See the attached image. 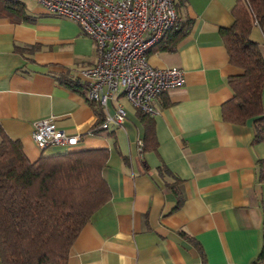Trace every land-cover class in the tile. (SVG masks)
<instances>
[{
    "label": "crops",
    "instance_id": "0c3cea01",
    "mask_svg": "<svg viewBox=\"0 0 264 264\" xmlns=\"http://www.w3.org/2000/svg\"><path fill=\"white\" fill-rule=\"evenodd\" d=\"M20 1L33 21L0 11L5 133L21 142L31 161L109 150L103 175L111 197L82 228L68 264H202V252L207 264H264V142L254 141L251 120L236 124L222 116V105L233 97L228 78L244 72L230 62L220 35L234 23L237 0H176L184 34L166 33L148 60L158 68H181L184 83L155 99L151 117L159 145L143 152V116L124 94L109 110L122 103L125 122L99 127L107 111L88 100L83 75L97 63L96 39L37 0ZM250 38L264 57V25L254 26ZM50 117L79 135L78 144L40 149L33 132ZM164 166L181 179V203L169 185L173 176L160 172Z\"/></svg>",
    "mask_w": 264,
    "mask_h": 264
},
{
    "label": "trees",
    "instance_id": "16d2710c",
    "mask_svg": "<svg viewBox=\"0 0 264 264\" xmlns=\"http://www.w3.org/2000/svg\"><path fill=\"white\" fill-rule=\"evenodd\" d=\"M0 11L17 21H33L20 0H0ZM232 14L233 25L221 28L220 35L230 62L244 72L228 78L233 97L222 105V116L236 124L251 120L254 141L264 142V57L262 46L250 38L254 26L264 25V0H237ZM183 27L181 23L172 32L183 35ZM140 111L145 125L142 152L156 150L159 143L153 113ZM108 158L107 148H94L41 155L31 161L21 142L12 140L0 123L2 264H68L70 249L82 228L111 197L103 175ZM160 172L173 176L169 185L181 203V179L165 166ZM201 258L207 264L203 252ZM260 258L264 260V249Z\"/></svg>",
    "mask_w": 264,
    "mask_h": 264
},
{
    "label": "built area",
    "instance_id": "2783aa9c",
    "mask_svg": "<svg viewBox=\"0 0 264 264\" xmlns=\"http://www.w3.org/2000/svg\"><path fill=\"white\" fill-rule=\"evenodd\" d=\"M46 12L79 22L84 34L97 41V63L83 70L88 98L106 108L100 128L122 125L127 111L109 103L124 94L137 109L154 113V101L165 91L184 83V71L176 66L158 68L148 60L150 50L163 36L182 23L175 0H37ZM37 146H74L79 135L68 134L54 117L40 121L33 132ZM143 146V141H139Z\"/></svg>",
    "mask_w": 264,
    "mask_h": 264
},
{
    "label": "rangeland",
    "instance_id": "374dc122",
    "mask_svg": "<svg viewBox=\"0 0 264 264\" xmlns=\"http://www.w3.org/2000/svg\"><path fill=\"white\" fill-rule=\"evenodd\" d=\"M261 50H263V49H261Z\"/></svg>",
    "mask_w": 264,
    "mask_h": 264
}]
</instances>
